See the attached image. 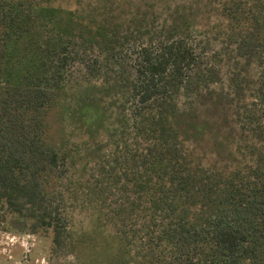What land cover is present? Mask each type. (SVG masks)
Returning a JSON list of instances; mask_svg holds the SVG:
<instances>
[{
  "label": "trees",
  "instance_id": "obj_1",
  "mask_svg": "<svg viewBox=\"0 0 264 264\" xmlns=\"http://www.w3.org/2000/svg\"><path fill=\"white\" fill-rule=\"evenodd\" d=\"M199 1L215 11L210 29L189 20V31L171 28L174 20L142 25L134 30L132 78L116 76L130 102L124 136L114 159L100 161L99 177L81 188L113 229L109 264H264V0ZM78 14L56 0H0V211L25 217L32 232L48 230L53 252L79 240L56 199L68 153L48 140L49 119L77 58L89 63L81 52L118 36L77 30ZM201 30L256 67L253 87L240 74L228 84L237 141L213 160L185 144L177 127L180 105L217 74L202 63L194 37ZM111 50L113 65L126 67ZM98 118L96 107L82 105L84 126ZM192 129L202 136L206 124ZM82 194L71 187V197Z\"/></svg>",
  "mask_w": 264,
  "mask_h": 264
},
{
  "label": "rangeland",
  "instance_id": "obj_2",
  "mask_svg": "<svg viewBox=\"0 0 264 264\" xmlns=\"http://www.w3.org/2000/svg\"><path fill=\"white\" fill-rule=\"evenodd\" d=\"M56 3L79 13L73 18L77 30L86 34H93L97 29L100 33L107 30L118 33L117 38L102 48L95 45L99 48L92 50L88 46L87 52H81L89 63H84L85 58H77L72 69L78 68L75 72L71 70L63 86L62 100L54 107L49 119L48 140L68 153L63 190L56 199L73 241H79L74 243L73 250L65 246L53 252L48 230L32 232L25 217L2 210L0 264H109L107 258L112 247L109 236L113 229L102 218L103 212L93 195L81 188L86 183L89 186L92 178L99 177L100 161L111 162L118 154L124 136L121 134L124 108L125 113L128 112L130 102L126 103V87L122 88L120 78L116 76L126 80L133 76V50L140 40L134 30L143 29L142 25L147 23L158 28L170 20H174L171 28L184 31H189L184 28V20L192 21V26L197 24L198 30L201 27L210 29L211 21L216 19L211 6L198 0H56ZM164 25L170 27L171 23ZM194 37L199 43L203 65H211L217 74L213 76L214 82L195 91L180 105L177 127L185 144L193 145L208 159H220L235 146L238 132L226 96L228 90L233 96L228 84L233 75L240 74L242 83L253 87L256 67L244 65V59L237 57L232 48L212 32L202 34L201 30L194 33ZM111 49L115 50V61L126 67L113 65L111 55L107 56L105 52L112 53ZM104 53L106 57H103ZM85 103L93 105L99 112L98 120L90 127L84 126L80 119V110ZM201 122L206 124V132L194 136L192 126ZM72 186L78 187L84 195L71 197Z\"/></svg>",
  "mask_w": 264,
  "mask_h": 264
}]
</instances>
